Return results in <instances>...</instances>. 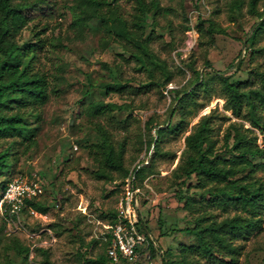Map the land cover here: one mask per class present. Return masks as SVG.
Returning <instances> with one entry per match:
<instances>
[{
	"label": "rangeland",
	"instance_id": "374dc122",
	"mask_svg": "<svg viewBox=\"0 0 264 264\" xmlns=\"http://www.w3.org/2000/svg\"><path fill=\"white\" fill-rule=\"evenodd\" d=\"M74 1L44 0L35 8L25 9L29 21L18 40L33 44V67L47 79L48 98L28 113L30 126H36L32 138L18 135L0 139V150L10 147L9 169L0 173V189L8 178L38 172L44 180V191L35 201L48 209L43 211L34 206L39 215L26 213L18 227L9 225L0 215L2 243L15 235L30 247L28 259L23 261L21 255L0 246V259L9 257L12 264H44L39 249L42 247L49 251L53 264H91L84 263L85 258L93 260L104 252L105 224L116 209L121 178L115 170L101 172L98 167L95 144L100 139L95 124L100 123L110 131L116 144L125 142L124 160L129 168L143 161L152 169L140 185L143 190L140 210L156 242V255L150 257L147 252L144 263L163 264L164 256L169 264H180V244L195 243V237L179 228L192 225L197 213L207 209L217 219L236 213L249 215L241 207L201 203L198 200L201 188L194 176L181 186L184 192L196 197L193 207H185L177 198L180 179L173 170L185 147V134L203 114L210 112L215 115L212 122L218 147L231 121L252 127L261 145L264 134L225 108L221 85L212 80L210 88H200L195 93V103H188L182 133L165 134L157 154H153V145L147 148V141L157 128L179 122V111L171 116L170 108L176 105L174 89L191 88L190 81L195 75L191 65L209 74L220 70L238 80L249 79L253 87L261 85L259 77L250 70L264 71V56L251 57L246 51L258 18L248 11L246 2L232 16L230 0H160L169 9L157 16L154 35L144 49L154 63L151 71L105 33L97 18L84 23L76 21ZM118 3L123 16L130 19L132 1ZM259 8L262 9L261 4ZM202 18H212L226 30L215 34V45L200 37L197 23ZM258 43L264 44V34ZM152 73L167 78V84L142 86L150 81ZM117 80L127 85L106 92L104 84ZM99 100L111 104L112 109L93 113L92 104ZM151 116L156 126L149 133L145 121ZM256 175L264 179V168ZM258 216L259 227L233 240L238 246L236 264H264V211ZM188 258L186 264H219L195 251Z\"/></svg>",
	"mask_w": 264,
	"mask_h": 264
},
{
	"label": "trees",
	"instance_id": "16d2710c",
	"mask_svg": "<svg viewBox=\"0 0 264 264\" xmlns=\"http://www.w3.org/2000/svg\"><path fill=\"white\" fill-rule=\"evenodd\" d=\"M44 0H0V139L23 135L32 138L36 132V126H30L28 113L42 104L48 98V85L45 75L33 67L35 48L31 43H20L18 35L28 24L29 17L25 9L35 8ZM132 1L133 12L131 18L123 16L119 9V0H75L72 8L76 13V21L81 23L97 18L104 32L112 36L127 51L131 57H135L140 65L152 71L154 63L145 52L149 40L154 35L157 25V16L169 8L162 5L160 0H129ZM248 5V11L257 16L251 34L248 37L249 46L247 52L251 57L256 54L264 56V44H259L258 39L264 34V0H230L229 11L233 16L240 11L244 3ZM260 4L262 9H260ZM107 12L113 13L109 16ZM207 23L205 26L204 24ZM200 37L204 42L215 45L216 33H226L212 18L200 19L197 23ZM186 26L185 30H188ZM148 30V31H147ZM207 65L211 64L207 62ZM194 79L190 81V89H174V101L176 105L170 108L171 116L179 111L180 120L172 126L168 123L156 129V134H150L147 148L153 145V154L160 153V143L167 133H182L185 130L184 116L187 113L189 102H196L195 93L198 89L210 88L212 80H218L224 93L225 108L231 110L236 117L248 120L251 126L258 128L264 134V71L259 69L250 70L255 73L261 81L259 87L249 84V79L238 80L231 74L222 73L220 70L201 72L191 65ZM149 82L142 86L166 85L167 78L151 74ZM126 82L120 80L104 84L106 92L109 89L120 90L126 86ZM109 103L96 101L92 104L95 114H101L111 110ZM213 112L203 114L192 129L185 134V147L181 152L178 163L173 173L180 179L176 188V196L184 202V206L193 207L196 197L194 194L186 193L182 187L186 180L195 177L196 185L201 188L198 200L210 205H222L241 207L249 215L236 213L217 219L215 215L203 209L193 217L192 225L179 228L195 237V243L180 244L182 258L180 264H186L192 251L209 260L219 264H236L235 257L238 246L233 243L234 238L246 236L256 227L260 226L261 217L258 214L264 211V179L256 175L259 169L264 168V145L258 143V135L250 126L243 122L231 121L223 137V143L217 146L214 137ZM154 118L151 116L145 121L146 130L151 133L155 127ZM95 127L99 133V142L95 144V158L101 172L104 170L118 172L121 180L135 173L137 184L151 173L152 169L143 161L135 163L132 168L125 164L124 152L125 142L116 144L110 131L102 124L96 123ZM9 149L0 150V173H7L9 169ZM142 163L138 168L137 164ZM99 170V169H98ZM44 187L42 175L37 172ZM14 178H8L1 184L0 196L3 194L7 184ZM36 200V199H35ZM28 203L46 211L47 207H40L36 201ZM58 205V203H57ZM26 210V209H25ZM257 216V217H256ZM117 221V211H111L110 221ZM161 218H159V223ZM146 229H149L144 222ZM145 230L143 226L140 227ZM163 232H161L162 234ZM104 241V252L95 259L85 258L84 263L111 264L107 254V248L111 243L110 232L106 233ZM0 246L3 250H13L21 255L23 261H27L30 247L18 236L9 237V240ZM43 254L44 264H53L49 259V251L39 248ZM139 264H145L143 256L148 252L149 256L156 255V248L152 243L141 245L138 249ZM1 255V254H0ZM228 256V258H225ZM12 259L7 257L0 259V264H12ZM163 264L169 261L163 256Z\"/></svg>",
	"mask_w": 264,
	"mask_h": 264
},
{
	"label": "built area",
	"instance_id": "2783aa9c",
	"mask_svg": "<svg viewBox=\"0 0 264 264\" xmlns=\"http://www.w3.org/2000/svg\"><path fill=\"white\" fill-rule=\"evenodd\" d=\"M141 164H137V168ZM43 191L37 172L16 175L0 196V215L9 225L14 224L16 227L21 224L26 213L38 216V210L28 202L34 201ZM142 194L143 190L136 183L135 173L130 172L121 184V194L116 204L117 221L105 224L106 233L111 234V243L107 248L111 264H132L138 259L141 245H156L142 219ZM141 226L145 228L144 231L140 229Z\"/></svg>",
	"mask_w": 264,
	"mask_h": 264
},
{
	"label": "water",
	"instance_id": "95a60500",
	"mask_svg": "<svg viewBox=\"0 0 264 264\" xmlns=\"http://www.w3.org/2000/svg\"><path fill=\"white\" fill-rule=\"evenodd\" d=\"M147 231L149 232V230L147 229Z\"/></svg>",
	"mask_w": 264,
	"mask_h": 264
}]
</instances>
